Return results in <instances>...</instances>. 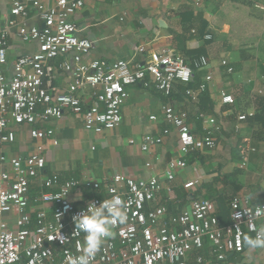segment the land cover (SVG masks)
<instances>
[{
  "label": "built area",
  "instance_id": "obj_1",
  "mask_svg": "<svg viewBox=\"0 0 264 264\" xmlns=\"http://www.w3.org/2000/svg\"><path fill=\"white\" fill-rule=\"evenodd\" d=\"M86 1L12 0V17L6 20V26L0 21V66L7 62V28L16 25L15 18L23 19L28 9H33L43 23L41 27L18 25L19 39L37 42L39 48L18 56L12 75L0 70V264H68L69 257L81 254L85 240V234L75 229L73 217L86 210L89 203L98 206L113 196L125 202L127 220L114 226V237L104 241L91 264H203L199 250L204 239L218 260L242 253L245 233L255 236L264 227V196L253 205L232 196L230 222L225 225L220 224L215 206L208 199H192L188 207L175 214L166 205L153 204L159 192L170 191L176 172L187 165V155L216 147L213 117L200 114L207 127L204 134L197 136L188 122L187 110L172 104L161 107L164 122L176 131L180 153L166 162L164 182L155 175L134 179L116 173L109 180L96 181L85 176L83 180L70 179L59 184L57 176L44 175L46 158L41 141L50 139L54 145L58 142L52 128H41L37 123L71 113L82 118L86 131L99 134L121 123V106L129 86H151L170 97L177 84L188 86L193 81L192 65L168 49L144 64L125 59H88L93 42L79 37L72 21L73 14ZM256 7L264 10V6ZM1 16L0 7V19ZM221 65L228 73L233 72L227 60H222ZM59 70L68 72L71 78L64 93H54L52 86ZM211 80V74L205 75L197 89L187 87L185 94L197 102ZM221 102L230 104L233 98L222 91ZM149 118L157 120L156 115ZM11 124L31 126L30 136L37 144L29 155L9 157L1 152L14 141ZM169 133V128H163L157 136L145 135L141 150L147 152L161 144ZM145 165L151 167L150 162ZM35 179L51 189L31 197L30 185ZM79 189L94 190L97 195L78 207L72 194ZM5 215H10V222L4 220Z\"/></svg>",
  "mask_w": 264,
  "mask_h": 264
},
{
  "label": "crops",
  "instance_id": "obj_2",
  "mask_svg": "<svg viewBox=\"0 0 264 264\" xmlns=\"http://www.w3.org/2000/svg\"><path fill=\"white\" fill-rule=\"evenodd\" d=\"M11 1L0 0L3 26L12 17ZM256 5L264 6V0H87L72 21L77 26L76 34L93 42L88 59H125L144 64L168 49L184 56L194 75L199 76V83L207 74L212 80L204 93L203 107L200 97L193 102L185 94L187 87L198 86L177 84L174 93L166 97L151 86L131 85L121 106V123L99 134L86 131L82 118L71 113L37 123L38 127L52 128L58 142L41 141L46 158L44 175L57 176L59 184L85 176L109 180L116 173L134 179L155 175L164 182L166 162L180 156L176 131L162 118L161 107L172 104L187 110L188 122L197 136L207 127L200 114L215 118L217 129L213 127L212 135L216 147L187 155V165L176 172L170 191L159 192L153 204L166 205L175 214L188 207L192 199H208L221 222L229 223L232 196L251 205L260 203L264 196V120L255 115L261 113L264 118V10ZM15 19L16 25L7 28V62L0 66L7 76L12 75L18 56L39 48L37 42L19 39L18 25H43L33 9H28L25 18ZM222 60L230 63L232 73L221 65ZM70 80L68 72L57 71L52 82L54 93H64ZM222 91L232 96V103L221 102ZM151 115L157 120H150ZM240 115L245 118L239 119ZM30 128L27 124H11L14 141L1 152L9 157L32 153L37 142L31 138ZM163 128H169L170 133L162 143L143 152L140 143L144 136H157ZM130 139L134 143H129ZM147 162L151 167H146ZM41 184V180H32L31 197L51 189ZM96 195L94 190L79 189L72 198L81 207ZM3 218L8 222L12 219L10 215ZM245 235L253 236L248 232ZM199 252L203 264H264V249H251L245 244L242 253L228 254L223 260L215 258L207 239Z\"/></svg>",
  "mask_w": 264,
  "mask_h": 264
},
{
  "label": "clouds",
  "instance_id": "obj_3",
  "mask_svg": "<svg viewBox=\"0 0 264 264\" xmlns=\"http://www.w3.org/2000/svg\"><path fill=\"white\" fill-rule=\"evenodd\" d=\"M125 202L119 196L103 200L97 206L89 203L86 210L78 216H74L75 229L85 234L83 247L80 255L69 257L68 264H91L96 254L100 251L104 241L113 238V228L127 220ZM239 219V216H236ZM66 238L61 240L63 243ZM243 242L251 249H264V227L256 231L255 236L245 235Z\"/></svg>",
  "mask_w": 264,
  "mask_h": 264
},
{
  "label": "trees",
  "instance_id": "obj_4",
  "mask_svg": "<svg viewBox=\"0 0 264 264\" xmlns=\"http://www.w3.org/2000/svg\"><path fill=\"white\" fill-rule=\"evenodd\" d=\"M189 59H191V57L189 58ZM196 75V76H195ZM194 75V77H196V79L194 78V80L190 83V87H192V88H196L197 86H198V83H199V76H197V74H195ZM198 82V83H197ZM206 93V92H205ZM205 95H204V93H202L199 97H200V105L203 107L204 106V103H205V101L204 100H206V97H204ZM209 107H210V105H209ZM256 117H260V120H264V118H262L261 116H262V114L260 113V114H258V115H255ZM217 216H218V218H219V220H220V224L221 225H225V224H228V223H223V222H221V216L219 215V213H217Z\"/></svg>",
  "mask_w": 264,
  "mask_h": 264
}]
</instances>
